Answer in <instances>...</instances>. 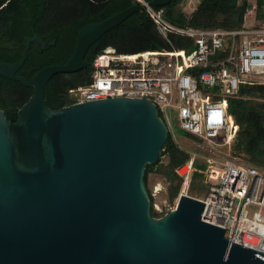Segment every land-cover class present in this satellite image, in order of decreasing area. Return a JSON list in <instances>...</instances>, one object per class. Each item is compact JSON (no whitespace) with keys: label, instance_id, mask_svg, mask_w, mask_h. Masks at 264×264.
<instances>
[{"label":"water","instance_id":"95a60500","mask_svg":"<svg viewBox=\"0 0 264 264\" xmlns=\"http://www.w3.org/2000/svg\"><path fill=\"white\" fill-rule=\"evenodd\" d=\"M143 9L135 2L82 27L68 61L28 81L16 72L31 43L47 45L40 38H26L20 61H0V76L33 90L14 122L0 110V264H264V253L203 222L198 199L181 193L172 210L151 215L145 168L157 163L169 135L153 103L143 97L56 110L46 104L52 76L84 69L88 49Z\"/></svg>","mask_w":264,"mask_h":264},{"label":"built area","instance_id":"2783aa9c","mask_svg":"<svg viewBox=\"0 0 264 264\" xmlns=\"http://www.w3.org/2000/svg\"><path fill=\"white\" fill-rule=\"evenodd\" d=\"M134 2L163 37L192 39L193 48L123 54L108 47L93 60L87 85L70 90L72 104L144 97L156 106L171 136L175 116L186 135L209 147L196 144L210 153L203 160L208 195L198 199L205 204L202 221L225 229L226 240L264 253V169L237 162L219 150L229 152L237 132L231 101L239 87L264 86V27L179 28L164 19L163 7ZM189 2L184 0V5ZM195 159L192 154L176 171L182 192L195 171Z\"/></svg>","mask_w":264,"mask_h":264},{"label":"trees","instance_id":"16d2710c","mask_svg":"<svg viewBox=\"0 0 264 264\" xmlns=\"http://www.w3.org/2000/svg\"><path fill=\"white\" fill-rule=\"evenodd\" d=\"M134 3V0H0V61L8 64L20 61L26 38H40L47 44L46 48L39 52L32 45L26 61L16 72L17 76L28 81L46 66L64 65L75 49L77 34L82 27L101 22L130 8ZM184 7V0H171L163 7L164 19L179 28L238 30L244 26L249 3L247 0H198L189 15ZM263 7L264 0H256V24L248 27H264ZM51 41L55 42L53 46L48 45ZM108 47L123 54L190 51L193 40L176 35L163 37L145 11L136 12L88 49L84 57V69L51 77L45 85L47 106L56 110L71 105L73 100L69 95L70 90L87 85L93 60ZM31 69L34 71L29 74ZM32 94V89L0 76V110L8 121L16 120L18 110ZM231 104L237 132L229 152L225 148L222 152L228 153L237 162L264 169V86L241 85ZM185 137L191 140L188 135ZM163 149L159 158L167 157V163L161 164L158 159L156 164L146 166L144 175L150 212L155 218L162 217L170 210L156 212L154 195L148 186L150 175H158L164 180L167 184L168 202L173 204L182 189V180L176 171L190 159L189 154L179 148L171 134ZM201 150L205 156L210 155ZM193 166L195 171L185 193L204 199L209 187L203 173L205 162L195 159Z\"/></svg>","mask_w":264,"mask_h":264},{"label":"rangeland","instance_id":"374dc122","mask_svg":"<svg viewBox=\"0 0 264 264\" xmlns=\"http://www.w3.org/2000/svg\"><path fill=\"white\" fill-rule=\"evenodd\" d=\"M247 1L249 3V8L244 16V26L245 27L253 26L256 24V21H255L256 0H247ZM197 2L198 0H191V2L188 3V5L185 4L184 11L187 13V15H189L191 10L195 8ZM262 14L264 16V7L262 9ZM173 129H174L173 135H172L173 137L172 136L171 137L176 142V144L179 146V148L183 150L184 152L188 153L189 156H191L192 154H195L196 159L203 161L204 157L206 156L203 154V151L197 145L199 144V146L208 147L207 142L200 138L192 137V136H190L191 140L187 139L185 137L186 133L179 128L178 121L175 116H173ZM219 150L222 151L223 148H219ZM159 159H160L161 164L167 163V157L164 156ZM148 186H149L151 193L154 195V204H155L154 207L157 213L158 211L165 212L167 210H172L175 207L178 198L173 201V204H170L168 202V198L166 195L167 184L164 182L162 178H160L158 175L151 174L149 177ZM181 193L187 195L185 192H182V189L179 192V195ZM187 196L198 199L195 196H190V195H187Z\"/></svg>","mask_w":264,"mask_h":264},{"label":"flooded vegetation","instance_id":"af4514ba","mask_svg":"<svg viewBox=\"0 0 264 264\" xmlns=\"http://www.w3.org/2000/svg\"><path fill=\"white\" fill-rule=\"evenodd\" d=\"M41 41H42V40H41ZM42 42H43V41H42ZM43 43H45V42H43ZM45 44H46V43H45ZM32 45H33V46L37 49V51H39V52H41L42 50H44V49L46 48V46H47V45H46L43 49H40V50H39V49L37 48L36 43H31L30 47H31ZM52 46H53V45H52ZM29 72H30V71H29ZM29 74H31V73H29Z\"/></svg>","mask_w":264,"mask_h":264}]
</instances>
